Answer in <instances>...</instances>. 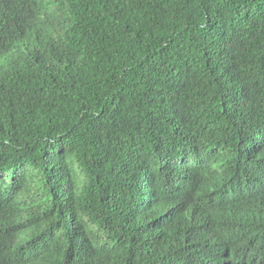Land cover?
<instances>
[{"label":"trees","instance_id":"1","mask_svg":"<svg viewBox=\"0 0 264 264\" xmlns=\"http://www.w3.org/2000/svg\"><path fill=\"white\" fill-rule=\"evenodd\" d=\"M264 0H0V264H264Z\"/></svg>","mask_w":264,"mask_h":264},{"label":"clouds","instance_id":"2","mask_svg":"<svg viewBox=\"0 0 264 264\" xmlns=\"http://www.w3.org/2000/svg\"><path fill=\"white\" fill-rule=\"evenodd\" d=\"M253 255L257 257L258 260L264 261V250H253Z\"/></svg>","mask_w":264,"mask_h":264}]
</instances>
